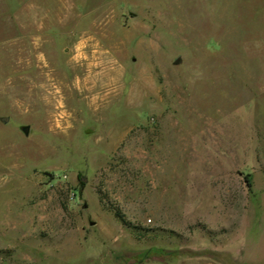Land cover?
<instances>
[{
	"label": "rangeland",
	"instance_id": "374dc122",
	"mask_svg": "<svg viewBox=\"0 0 264 264\" xmlns=\"http://www.w3.org/2000/svg\"><path fill=\"white\" fill-rule=\"evenodd\" d=\"M0 264H264V0H0Z\"/></svg>",
	"mask_w": 264,
	"mask_h": 264
},
{
	"label": "trees",
	"instance_id": "16d2710c",
	"mask_svg": "<svg viewBox=\"0 0 264 264\" xmlns=\"http://www.w3.org/2000/svg\"><path fill=\"white\" fill-rule=\"evenodd\" d=\"M116 216L119 217L121 220H124V216L123 214H121V212L119 210H116Z\"/></svg>",
	"mask_w": 264,
	"mask_h": 264
},
{
	"label": "water",
	"instance_id": "95a60500",
	"mask_svg": "<svg viewBox=\"0 0 264 264\" xmlns=\"http://www.w3.org/2000/svg\"><path fill=\"white\" fill-rule=\"evenodd\" d=\"M28 130H29V127L28 126H25L24 127V131H25L26 134H28Z\"/></svg>",
	"mask_w": 264,
	"mask_h": 264
}]
</instances>
